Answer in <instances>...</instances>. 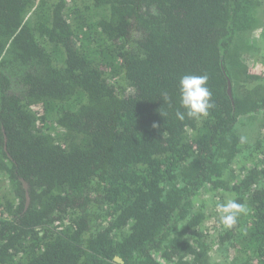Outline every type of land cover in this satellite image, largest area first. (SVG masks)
<instances>
[{
    "label": "trees",
    "instance_id": "16d2710c",
    "mask_svg": "<svg viewBox=\"0 0 264 264\" xmlns=\"http://www.w3.org/2000/svg\"><path fill=\"white\" fill-rule=\"evenodd\" d=\"M248 54L264 64V0H0V264H264ZM186 74L214 107L180 121Z\"/></svg>",
    "mask_w": 264,
    "mask_h": 264
},
{
    "label": "clouds",
    "instance_id": "9594fccd",
    "mask_svg": "<svg viewBox=\"0 0 264 264\" xmlns=\"http://www.w3.org/2000/svg\"><path fill=\"white\" fill-rule=\"evenodd\" d=\"M207 75L186 74L179 80V104L184 111L177 110L175 115L180 121L185 118L200 119L208 115L209 109L214 107L211 99V92L207 87ZM163 101H168L167 92L162 93ZM164 117V113H161ZM156 127V125H153ZM245 142V138L241 137V143ZM215 210L219 215L220 222L225 228H232L239 214L246 209L236 199H226L224 202L217 203Z\"/></svg>",
    "mask_w": 264,
    "mask_h": 264
},
{
    "label": "rangeland",
    "instance_id": "374dc122",
    "mask_svg": "<svg viewBox=\"0 0 264 264\" xmlns=\"http://www.w3.org/2000/svg\"><path fill=\"white\" fill-rule=\"evenodd\" d=\"M254 38L256 39V41L260 38L258 35L257 36H254ZM244 64L248 65L250 68L252 69H264V64L259 62L258 61V58L256 57V54L254 55H251V54H248V55H245L244 56ZM5 188H2L3 191H8L10 189V182L8 181H5V183L3 184ZM208 197V196H207ZM206 196H201V200L202 202H205V201H209V199L207 198ZM208 208H209V211H211L213 209V205L207 203ZM215 220L214 219H209L208 222H207V226L208 228L212 229V227L215 225Z\"/></svg>",
    "mask_w": 264,
    "mask_h": 264
},
{
    "label": "built area",
    "instance_id": "2783aa9c",
    "mask_svg": "<svg viewBox=\"0 0 264 264\" xmlns=\"http://www.w3.org/2000/svg\"><path fill=\"white\" fill-rule=\"evenodd\" d=\"M8 217H9L8 213L6 212V210L0 204V221L2 219H7Z\"/></svg>",
    "mask_w": 264,
    "mask_h": 264
},
{
    "label": "water",
    "instance_id": "95a60500",
    "mask_svg": "<svg viewBox=\"0 0 264 264\" xmlns=\"http://www.w3.org/2000/svg\"><path fill=\"white\" fill-rule=\"evenodd\" d=\"M24 187H25V189L28 188L26 184H24ZM28 202H29V197H28V195H27V205H28Z\"/></svg>",
    "mask_w": 264,
    "mask_h": 264
}]
</instances>
